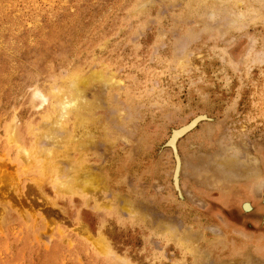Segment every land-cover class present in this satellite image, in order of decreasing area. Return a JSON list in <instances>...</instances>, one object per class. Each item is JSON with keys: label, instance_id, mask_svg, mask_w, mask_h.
Listing matches in <instances>:
<instances>
[{"label": "rangeland", "instance_id": "1", "mask_svg": "<svg viewBox=\"0 0 264 264\" xmlns=\"http://www.w3.org/2000/svg\"><path fill=\"white\" fill-rule=\"evenodd\" d=\"M0 264H264V0H0Z\"/></svg>", "mask_w": 264, "mask_h": 264}, {"label": "bare ground", "instance_id": "2", "mask_svg": "<svg viewBox=\"0 0 264 264\" xmlns=\"http://www.w3.org/2000/svg\"><path fill=\"white\" fill-rule=\"evenodd\" d=\"M83 185V184H82Z\"/></svg>", "mask_w": 264, "mask_h": 264}]
</instances>
